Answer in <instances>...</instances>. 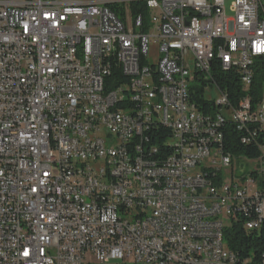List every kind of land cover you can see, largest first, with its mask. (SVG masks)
Wrapping results in <instances>:
<instances>
[{
  "label": "built area",
  "instance_id": "2783aa9c",
  "mask_svg": "<svg viewBox=\"0 0 264 264\" xmlns=\"http://www.w3.org/2000/svg\"><path fill=\"white\" fill-rule=\"evenodd\" d=\"M225 4L0 0V264H239L228 223L264 222V0Z\"/></svg>",
  "mask_w": 264,
  "mask_h": 264
},
{
  "label": "trees",
  "instance_id": "16d2710c",
  "mask_svg": "<svg viewBox=\"0 0 264 264\" xmlns=\"http://www.w3.org/2000/svg\"><path fill=\"white\" fill-rule=\"evenodd\" d=\"M132 8L135 12H146L143 4H134ZM111 10L119 17L122 15L121 8L111 6ZM146 15V13H145ZM229 87V83L226 84ZM227 138L233 139L232 152L247 153L246 148L236 145V134L231 132ZM258 149L252 152V157L257 156ZM247 218H242L241 223L229 222L225 229L226 246L239 257V264H264V222L260 230H247L242 224Z\"/></svg>",
  "mask_w": 264,
  "mask_h": 264
},
{
  "label": "rangeland",
  "instance_id": "374dc122",
  "mask_svg": "<svg viewBox=\"0 0 264 264\" xmlns=\"http://www.w3.org/2000/svg\"><path fill=\"white\" fill-rule=\"evenodd\" d=\"M233 1L234 0H226L225 8L227 10L228 17H231L232 16V14L230 12V7H231ZM152 51L155 52V47L152 48ZM224 173H225V175H224V181L227 184L228 182H230L231 169H228V170L225 169L224 170Z\"/></svg>",
  "mask_w": 264,
  "mask_h": 264
}]
</instances>
